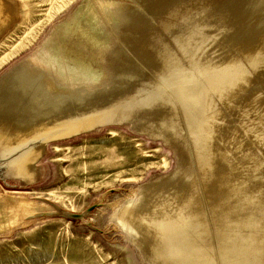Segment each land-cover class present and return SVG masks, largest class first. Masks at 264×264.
Wrapping results in <instances>:
<instances>
[{
  "label": "rangeland",
  "instance_id": "rangeland-1",
  "mask_svg": "<svg viewBox=\"0 0 264 264\" xmlns=\"http://www.w3.org/2000/svg\"><path fill=\"white\" fill-rule=\"evenodd\" d=\"M110 2L122 4L117 20L105 8ZM76 24L107 40L108 50L87 43L83 27L70 31ZM58 43L101 56L100 79L91 87L68 75L67 89L53 94L55 85L34 76L26 87L44 99L40 104L73 103L75 117L108 112L118 122L62 140L15 143L9 153L0 148L1 166L42 143L34 182L0 173V264H171L170 255L158 258L148 247L151 239L176 243L172 264L210 256V264H264V0H0V81ZM200 156L214 166L209 174ZM225 171L230 176L220 184ZM226 181L241 188L220 199L217 215L209 199ZM21 201L25 211L17 210ZM249 236L258 239L259 259L238 243ZM167 244L158 248L161 256Z\"/></svg>",
  "mask_w": 264,
  "mask_h": 264
},
{
  "label": "bare ground",
  "instance_id": "bare-ground-1",
  "mask_svg": "<svg viewBox=\"0 0 264 264\" xmlns=\"http://www.w3.org/2000/svg\"><path fill=\"white\" fill-rule=\"evenodd\" d=\"M169 1H171V0H169ZM120 4H121V2H119V3L118 2L105 3V8L108 11H111L110 17L113 18L114 20H117L120 17V14L117 13V10L122 7V6L119 7ZM155 5H156V3H155ZM157 5H159V4H157ZM175 5H177V4H175ZM102 6L104 7L103 4H102ZM171 6H172V4H171ZM222 6H221V8H222ZM165 8H166V6H165ZM87 10H88V8H87ZM89 10L87 11L88 12L87 16H89V17L91 16L92 18H93V16L96 17V12H95V10H94V8L92 6H91V9L89 8ZM201 10H202V8H201ZM99 12H100V10H99ZM133 18H135V17H133ZM144 19H142V20H144ZM183 19H185V18H183ZM103 20H101V21L103 22ZM173 20H175V19H173ZM178 20H177L178 22L176 21L177 23L180 22V19H178ZM135 21H132V22H135ZM77 24H76V26L73 25L74 27L70 28V31H78V29L81 27V25L80 24L77 25ZM104 25H103V29H104ZM106 25H107V22H106ZM168 28H169V26H168ZM84 29L87 30V28L83 27V31L81 33L83 35H85L86 37L87 36L90 37V38L87 37V39H85V41L87 43H91V46L95 47L96 50L101 51V54H102V52H106L108 50L109 42L107 40L95 39L96 37L93 39L92 37H94V36L93 35L91 36V33L88 32V30L85 31ZM105 30H108V29H106V27H105ZM151 43H150V46H151ZM153 44H154V42H153ZM154 45H156V43ZM80 48H81L80 46L75 47L74 45L61 44V43L56 44V46L53 48V50H48V49L44 48L42 51H40V52L28 57L24 61H22L21 64H19L13 70H11L10 72H8L6 75L3 76V79L0 81V114L4 113L3 115H0V148H2L4 151H7L6 153H9V151L10 150L12 151V149H17V146L21 147V145H23V144H25L27 142L28 143L29 142H33V141H38V142L42 141V142H44V141L57 140V139H59V140L61 139L62 140V139L78 136V135H80L82 133H87V132H90V131H94V130L97 129V127L99 125H103V123H112V122L116 123V122H118L114 118H109L108 117V112H103V113L96 112V113L85 115V116L79 117V118L75 117L74 115H77V113L76 114L75 113L72 114L71 112H72V110L74 112L78 108L77 107L78 105L75 106L73 103L70 105L68 102L67 103L70 105L69 108H71V109L68 108V111H70V112L68 113V111H65L67 114L65 113L66 115H63L62 112H64V110L67 108L66 106H69L68 104L67 105L65 104V106H63L62 105L63 103H58V102L54 103L55 101L49 100V99H48V101H47V99L45 100L47 103L40 104V101L44 102V99H41L40 95L37 96L36 94H34V91L29 89V87H26L27 85L30 86V84H31L30 83L31 80H29V79H33V78L38 79L37 77H34V76H40L43 81L47 80L48 82H50L53 85H55V87L52 86V90H51V92L53 94L55 92H59L60 89H61V91H64V89H67L66 83L64 81L65 80L67 81V78H68L67 76L68 75H70V76L78 75L79 78H78V80L76 82H78V83L79 82H83L87 86H91L93 83L96 84V82L100 79V75L98 74V71H97L96 67H103L102 70L104 69V66H103L102 62H99V61H101V56H98L99 59L96 56L97 60H95L96 58L94 59L93 55L92 56H88L86 54H83V52H82V50ZM172 56H174V55H172ZM172 56H170V57H172ZM170 57H169V59H170ZM67 58H70V62L67 61ZM102 58H103V56H102ZM180 59L182 60L184 58H180ZM92 60H95L96 64H94L93 62H95V61H92ZM174 64H175V62H174ZM177 64L179 65V63H177ZM166 65H168V64H166ZM175 66L177 67V65H175ZM89 68L92 71H90ZM177 68H181V66L177 67ZM193 68L197 69V68H195V66ZM27 70L30 71L31 75H29V74H28V76L23 75V72H25ZM163 72H165V71H163ZM180 72H181V70H180ZM180 72L179 71L176 72L179 75V76L177 75V77H180V74H179ZM21 74H22V76H24V78H22L24 82L17 80V77H19ZM171 74L174 75L173 73H171ZM172 75H171V77H172ZM168 78L169 77H166L165 81H167ZM171 80H173V81L176 80L177 81L179 79L177 78V79L174 80V79L170 78V80H168V82L169 81L171 82ZM24 89H25V91L22 92ZM65 93H67V92H65ZM71 95H72V93H71ZM163 102H167V101L163 100ZM129 104L131 106V103H129ZM165 104H167V103H165ZM130 106L128 105L129 109H130ZM133 106H134V104H133ZM128 107L125 108L126 114L129 113V112H127L129 110ZM122 108H121V111L123 110ZM83 111H84V109H83ZM77 112H78V110H77ZM81 114H82V112H81ZM118 114H120V113H118ZM185 119H187L186 116H185ZM161 126H163V125H161ZM161 128L162 129H160L159 131H160L161 134H163L167 130L166 126H165V128H164V126L161 127ZM163 129H165V130L162 131ZM168 130L171 131L170 128ZM169 131L167 133H169ZM193 132L195 133V136H197V138H198V139H196V144H197V142H199L198 145L200 146V137H199L197 132H195V131H193ZM15 143H18V145L15 146ZM43 144H45V143H43ZM35 145H34V147H35ZM41 145H42V143L40 144V147H41ZM11 147H13V148L11 149ZM38 149L37 150H35V149L32 150V148H31L29 150H24V151L20 152V154H17L15 156H13V158L10 157L11 159L9 158L10 160L6 164H2L3 166L2 165L0 166L1 177L4 180H6V177H7L8 174L6 175L5 172L7 170H9L8 171L9 174H12V175H14L16 177H19V179L22 180V181L24 180L25 182H34L36 180L37 176H38V173H39L37 167L34 166L35 162L41 156V151H40L41 148H40V150H38ZM7 156L9 157V155H7ZM199 158H200L199 161H201L199 163L202 164V166H200V168L203 167L204 174L206 173V171H207V174H209L212 171V169H214V166L210 165V163L208 162L209 159L207 158V156H206L205 159H202L201 156ZM0 160H2V159H0ZM4 160H6V159H4ZM234 167H232V168H234ZM233 171H234V169H233ZM230 172L229 171L220 172L218 174L219 175L218 182H219V180L224 181V178ZM235 172L236 171H234V174H235ZM176 173L177 172H174V173H171L170 175H167L168 176L167 179L172 181L174 176L176 175ZM228 176H230V175H228ZM161 178H163V177H161ZM221 181L219 182L220 184H221ZM152 182H154V181H152ZM155 182H158V181H155ZM226 182H225V184L222 182L224 185L222 184L223 186L221 185L219 188H217L218 189L217 190V194H214V195L210 196V199H209V201H211L210 203L212 204V206L214 205L213 207L216 208L217 215H218L219 211L221 210V206H223L221 204L223 201L221 202L220 199L221 200L226 199L229 195L231 196V194L235 193V191L240 187V186H237V185L233 186L232 183H230V182H229L230 184L228 182L226 184ZM235 182H236V180H235ZM149 185H150V183H146L145 185L142 186V188L143 187H147ZM169 192L170 191H167V194H169ZM130 193H132L131 190H130ZM247 194H248V192L246 193V195ZM173 195H175V194H173ZM168 197H170V195ZM171 197H172V195H171ZM248 198H249V196H248ZM248 198H247V200H248ZM170 200H172V198ZM195 200H196V198L194 197V203H195ZM241 203H243V202H241ZM19 204H21V205H20V207L17 206V210L25 211L26 208H27L26 206L28 205L27 202L21 201V203H19ZM238 204H239V202H238ZM196 205H199L202 208V202H197ZM231 207H232V204H231ZM33 208H35V207H33ZM200 210L199 211L198 210L195 211V209H194L196 215L198 217L202 218V215H201L202 212ZM225 212H227V211H225ZM260 212L261 211H259V213ZM252 217H254V216H252ZM257 219H258V217H257ZM260 219H262V217H260ZM129 221H130V216L128 214V215H126L125 217L122 218V220L119 222V224L120 225H125ZM252 232L257 233V231L253 230V229H252ZM250 236H249V238H245V237H248V236L242 237V239L239 240L238 243H242V245H244L243 246V250H246L245 253L249 252L255 258L261 257L262 255L259 256V254H258V252H261V248L259 250V242L257 241L258 239L257 238H256L257 240L254 239L255 235H253L254 238L252 240V239H250ZM258 238H259V236H258ZM138 242H139V244H140V246H141V248L143 250L144 256L147 257L148 260L150 261V259H149L150 252H148L147 249H146L147 247H145V243L146 242L144 241L143 237H138ZM155 243L156 244L154 245V240L151 239L149 241L148 247H154V249H156L153 252H155L157 257L166 260L167 256L170 255L171 256L170 263L171 264L174 263L172 258H173V254H174L176 243L172 242L170 244L169 243L167 244L166 241H164L162 239H160V241H156ZM166 244L168 245V253L164 252L165 254L163 256H161L160 255L161 250H159L158 248H162V246H164ZM231 249H232V247H230V250L227 247V251L230 252ZM190 252H191V248L190 247H187L185 250H183L180 253L181 254L180 255V260L182 261L183 259H185L186 255L189 256ZM255 254H257V255H255ZM261 254H262V252H261ZM199 257L201 258V256H199ZM212 259L213 258L211 256L208 257V258L205 257V259L201 258V260H199V258H198V260L196 261V264H210V263H212ZM262 259H264L263 256L259 260H262ZM151 264H152V262H151ZM154 264H160V261L157 262V263L154 262ZM246 264H248V261L246 262Z\"/></svg>",
  "mask_w": 264,
  "mask_h": 264
}]
</instances>
